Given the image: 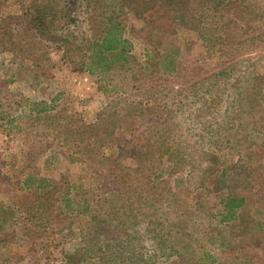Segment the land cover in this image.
I'll return each instance as SVG.
<instances>
[{"label": "rangeland", "instance_id": "1", "mask_svg": "<svg viewBox=\"0 0 264 264\" xmlns=\"http://www.w3.org/2000/svg\"><path fill=\"white\" fill-rule=\"evenodd\" d=\"M33 1L47 12L45 35ZM188 4L166 20L149 0H0V238L10 242L0 241V264H64L74 248L73 264H264V24L225 30L223 9ZM112 27L131 43L127 62L84 69L88 47ZM201 31L228 32L240 53L245 37L258 38L211 77L230 61L209 52ZM147 145L156 160L143 152L139 164L133 152ZM153 164L165 173L149 180ZM119 165L138 179L110 176ZM29 170L60 193L71 185L84 209L35 233L17 204ZM234 195L246 199L240 217L222 221V198Z\"/></svg>", "mask_w": 264, "mask_h": 264}, {"label": "trees", "instance_id": "2", "mask_svg": "<svg viewBox=\"0 0 264 264\" xmlns=\"http://www.w3.org/2000/svg\"><path fill=\"white\" fill-rule=\"evenodd\" d=\"M152 2L151 9H157L156 6H164L165 9H163V13L165 14V19L170 20V13L176 12L180 14L182 17L185 16V14L190 12L189 9V0H149ZM159 1V2H157ZM202 5L205 7V9L208 10H220L223 9L225 11L224 14L221 15V20H226L223 22L221 27H226L225 30H233L231 29L230 25L232 23L236 24L240 20L246 19H252L253 17H258L263 24H264V3L258 1V0H201ZM40 4H36V1H33V4L30 6V17L33 21L35 28L38 30L40 35H45V31L49 27V23L47 21V15L45 11H42L40 8ZM29 8V9H30ZM169 11V16H168ZM45 12V13H44ZM168 16V17H167ZM234 28V27H232ZM199 37L204 43L207 44L209 52L215 57V58H223L225 64V60L228 59L230 63L225 67L223 70H219L217 73H213L211 77L213 76H225L228 74V71L232 69L234 65L237 64L236 57L238 55L248 54V47H253L255 45V42L253 41L255 38H258L257 35H251L245 37L243 39V44L245 45V50L243 53H240L239 50H236V48L232 47L230 42L231 38L229 37V33H217V34H208L204 31H201L199 33ZM57 38V37H56ZM129 47H131V43L129 40L124 38L122 36V33L120 30H114V28H110V30H107L103 36H101L100 39L96 40L95 42L91 43V46L88 47V54L86 56V62L87 59L90 58L91 62H89V65L86 66L85 60L82 62V65L84 66V69L88 71H92L95 69L103 70H109L111 67H113L114 63L123 60L124 62H127L128 58V51ZM151 50L147 49V56L150 54ZM84 56V58H85ZM154 58L158 56L157 54L152 55ZM171 57V59L174 61L171 63L174 64L173 70L171 72H177L179 70L180 64L179 61L176 59L175 56H171L168 53L164 56L165 59ZM165 71H169L167 68H165ZM153 145H147L141 146L139 151L133 152V155L138 158L139 164H143L145 161H148L147 155L144 156L143 152H147L150 154V162H153L156 160V158H153V155L151 154ZM144 147V148H143ZM120 148L118 147V150ZM161 147L155 148L153 150L154 152L158 151L161 155ZM169 148L166 149V151ZM121 154V153H120ZM123 155V154H121ZM119 170V171H117ZM117 170H114L110 176H113L116 178V180H119L123 183V185H126L131 181L133 183L135 180L138 179V175L133 176L132 178H129L130 173H128L127 166H118ZM224 170L222 169V173ZM165 173V170L163 167L156 166L153 164V166H150V168L147 171V175H145V178L150 179H157L162 176V174ZM17 184H20L18 187L19 190V197L17 200V204L22 208L23 214L26 216V219L29 221L31 220L33 222L32 225L37 226V233L39 230L41 231V227L46 225V221H49L51 219L57 218L58 214L63 213H72L74 211L79 210V206L84 209V204H82L81 201H78L75 199V195L72 196L71 191V185L68 186L66 190L63 192H59L58 181H54L52 178H47L44 176H39L37 173H34L32 171L22 172L21 178L17 180ZM130 184V183H129ZM111 189V188H109ZM82 201L89 202L88 198L85 199V197L82 199ZM223 201V210L221 211V217L222 221H230L235 220L240 217L239 208L245 205L246 199L244 195H234V196H225L222 198ZM81 211V210H79ZM85 211V210H83ZM2 231V227L0 224V232ZM39 231V232H40ZM11 233V232H10ZM13 234V232H12ZM6 238H0V241L5 243H10L5 241ZM77 248H74V252L68 253L65 258L64 264H73L72 261L73 258H76L78 255H80V252L77 251ZM107 253V254H106ZM105 254H103V261H110V250H107Z\"/></svg>", "mask_w": 264, "mask_h": 264}]
</instances>
